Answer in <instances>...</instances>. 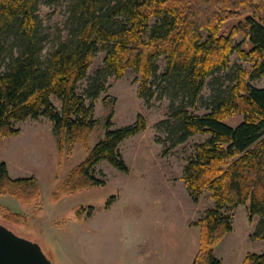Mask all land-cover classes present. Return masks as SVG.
I'll use <instances>...</instances> for the list:
<instances>
[{"label":"trees","instance_id":"trees-1","mask_svg":"<svg viewBox=\"0 0 264 264\" xmlns=\"http://www.w3.org/2000/svg\"><path fill=\"white\" fill-rule=\"evenodd\" d=\"M43 1L65 2L69 15L67 37L47 57L38 16ZM229 21L235 23L225 33ZM101 51L105 68L81 94L79 85ZM234 53L251 68L238 70L230 86L215 92L207 112H191L206 81L231 69ZM162 58L167 68L157 77ZM130 70L141 75L140 99L152 97L153 77L166 84L171 113L157 129L171 147L195 135L209 136L184 170L196 203L205 191L215 199V207L195 224L200 249L193 264H221L215 249L233 231L232 208L246 206L250 222L258 217L251 239L264 240V87L252 84L264 76V0H0V138L20 134L16 123L46 118L70 150L79 141L88 144L97 124L95 103L107 90V78L122 79ZM236 115L243 116L242 122L228 125ZM113 116L111 110L105 137L66 176L59 194L105 185L94 176L102 161L129 173L119 147L145 131L147 120L139 114L133 124L114 129ZM0 195L29 204L41 196L39 181L13 179L0 160ZM4 217L17 221L20 215ZM244 264H264V253H248Z\"/></svg>","mask_w":264,"mask_h":264},{"label":"rangeland","instance_id":"rangeland-1","mask_svg":"<svg viewBox=\"0 0 264 264\" xmlns=\"http://www.w3.org/2000/svg\"><path fill=\"white\" fill-rule=\"evenodd\" d=\"M67 9V4L59 1L39 5L40 32L47 38L44 57L68 35ZM234 23H226L223 32L227 33ZM236 41H242V37ZM105 56L101 51L93 59L87 78L79 85L81 94L87 91L98 70L105 68ZM231 62L229 71L206 81L202 98L189 107L191 112H207L212 96L230 86L238 70L252 66L235 53ZM158 68L160 77L167 68L164 58ZM140 78V73L132 70L122 79L107 78V90L95 103L97 124L86 144L88 148L81 141L72 150L67 140L60 143L53 124L46 118L16 123L20 134L0 138V160L7 163L10 176L35 177L41 191L40 198L29 204L11 195H0V223H7L19 236L39 243L53 264H145L140 262V256L145 259V254L147 264H193L200 249V228L195 224L215 207V199L212 192L205 191L196 203L186 187L184 170L196 146L209 136L195 135L171 147L167 136L157 129L171 113V100L163 93L166 84L153 77L152 97L144 100L138 97ZM252 84L263 88L264 76ZM111 110L114 129L133 124L139 114L147 120L145 131L119 147L129 173L102 161L94 176L105 185L59 194L66 176L105 137ZM242 120V115H236L226 123L236 127ZM228 213L233 216V231L215 249L221 264H244L248 253H264V240L251 239L260 219L250 222L246 206L232 208ZM6 214L20 217L17 221L5 220Z\"/></svg>","mask_w":264,"mask_h":264},{"label":"water","instance_id":"water-1","mask_svg":"<svg viewBox=\"0 0 264 264\" xmlns=\"http://www.w3.org/2000/svg\"><path fill=\"white\" fill-rule=\"evenodd\" d=\"M0 264H53L41 245L0 223Z\"/></svg>","mask_w":264,"mask_h":264},{"label":"crops","instance_id":"crops-1","mask_svg":"<svg viewBox=\"0 0 264 264\" xmlns=\"http://www.w3.org/2000/svg\"><path fill=\"white\" fill-rule=\"evenodd\" d=\"M147 258H148L147 254H145V259L143 258V256H140V262L142 263L144 261L145 264H147V261H146Z\"/></svg>","mask_w":264,"mask_h":264}]
</instances>
